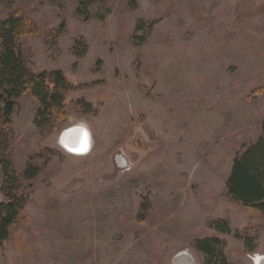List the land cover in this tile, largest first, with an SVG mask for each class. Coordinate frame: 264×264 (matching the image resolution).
Listing matches in <instances>:
<instances>
[{"label":"rangeland","instance_id":"1","mask_svg":"<svg viewBox=\"0 0 264 264\" xmlns=\"http://www.w3.org/2000/svg\"><path fill=\"white\" fill-rule=\"evenodd\" d=\"M17 12L30 70L68 89L42 129L38 98L16 102L7 155L40 173L0 264H203L207 238L254 264L264 214L227 182L263 134L264 0H0V20ZM80 120L94 143L76 156L57 138Z\"/></svg>","mask_w":264,"mask_h":264},{"label":"trees","instance_id":"2","mask_svg":"<svg viewBox=\"0 0 264 264\" xmlns=\"http://www.w3.org/2000/svg\"><path fill=\"white\" fill-rule=\"evenodd\" d=\"M19 14L17 12L6 20H0V170L4 177L2 192L5 196V201L0 203V251L28 202L27 195L20 192L23 180H34L40 173L38 168L29 166L21 175L7 155L8 130L16 102L27 92L38 98L41 107L35 124L42 129L47 126L45 121L50 122L53 117L65 115L64 93L68 89V81L62 70L39 73L30 70L17 44L20 37L29 33L30 22L21 19ZM40 119L45 125L38 121ZM227 188L232 199L257 208L264 214V123L258 142L250 145L234 160ZM225 231L229 232L228 227ZM220 244L217 238L197 242V250L205 255L203 264H233L223 251L218 252Z\"/></svg>","mask_w":264,"mask_h":264},{"label":"clouds","instance_id":"3","mask_svg":"<svg viewBox=\"0 0 264 264\" xmlns=\"http://www.w3.org/2000/svg\"><path fill=\"white\" fill-rule=\"evenodd\" d=\"M93 136L90 125L85 120H80L74 126L61 132L57 138V144L67 153L82 156L88 154L93 147ZM250 259L254 264H262L264 262V254H250ZM192 264H195L193 258Z\"/></svg>","mask_w":264,"mask_h":264},{"label":"bare ground","instance_id":"4","mask_svg":"<svg viewBox=\"0 0 264 264\" xmlns=\"http://www.w3.org/2000/svg\"><path fill=\"white\" fill-rule=\"evenodd\" d=\"M67 130V129H66ZM262 264H264V262H262Z\"/></svg>","mask_w":264,"mask_h":264}]
</instances>
